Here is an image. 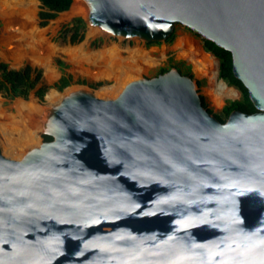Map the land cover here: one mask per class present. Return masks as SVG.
<instances>
[{"label": "water", "instance_id": "obj_1", "mask_svg": "<svg viewBox=\"0 0 264 264\" xmlns=\"http://www.w3.org/2000/svg\"><path fill=\"white\" fill-rule=\"evenodd\" d=\"M72 11L145 43L189 29L230 53L256 112L221 122L177 68L126 79L114 99L80 89L35 106L51 140L18 160L0 148V264H264V0H73Z\"/></svg>", "mask_w": 264, "mask_h": 264}, {"label": "rangeland", "instance_id": "obj_2", "mask_svg": "<svg viewBox=\"0 0 264 264\" xmlns=\"http://www.w3.org/2000/svg\"><path fill=\"white\" fill-rule=\"evenodd\" d=\"M39 5L37 0H0V59L14 69L25 64L40 69L47 85L62 75L71 76L73 82L65 90L49 89L47 94L55 93L61 100L66 94L83 89L98 98L110 100L118 96L126 79L153 78L160 69L176 65L182 72L190 71L193 80L200 82L197 90L213 115H219L228 101L241 99L240 92L234 87L224 85L220 88L216 76L217 61L202 51L204 39L181 25L175 27L170 41L161 43L122 39L86 26L83 41L70 45L56 41L57 32L72 18L81 16L72 11L71 5L67 12L39 28ZM210 57L215 61V75L211 76L207 73ZM56 60L63 62L65 67L59 68ZM77 80L101 85L90 88L76 84ZM47 94L43 101L33 94L27 100H6L0 96V148L5 157L21 159L43 141V134L31 117L35 106L50 107L59 103H50Z\"/></svg>", "mask_w": 264, "mask_h": 264}, {"label": "trees", "instance_id": "obj_3", "mask_svg": "<svg viewBox=\"0 0 264 264\" xmlns=\"http://www.w3.org/2000/svg\"><path fill=\"white\" fill-rule=\"evenodd\" d=\"M39 2V11L37 13L39 28L46 27L50 21L55 20L58 15L67 12L73 0H37ZM86 32V22L82 17H74L68 23L61 26L57 32L56 41L67 43L70 45H76L83 41ZM173 35L167 40L170 41ZM203 49L206 52L213 54L215 58L219 60L218 66V78L223 80L227 86L234 87L241 94V99L237 101H228L222 108L219 115L216 116L221 122H224L229 115L235 111H241L245 114H252L256 112L252 103L249 100L247 90L242 83L238 81L232 72V61L229 52L222 50L215 46L213 43L205 41L203 43ZM56 65L59 68L65 67L64 63L60 60H56ZM170 68H177L182 75L194 78L190 71L182 72L178 66ZM170 68H162L157 75L167 72ZM73 82L71 76L62 75L57 81L51 85H47L43 82L42 71L29 64H25L18 69L11 68L6 62L0 59V96L6 100H14L17 98L27 100L31 94L39 101H43L49 89H55L57 92H62L65 88L71 85ZM76 84L88 85L90 88H96L101 83L88 84L86 81L77 80ZM196 85L199 87L201 84L196 81ZM225 84L219 81L220 88H223ZM236 95V94H235ZM203 106L212 114V111L207 108L204 97L201 96ZM43 141H50L51 137L42 135Z\"/></svg>", "mask_w": 264, "mask_h": 264}, {"label": "bare ground", "instance_id": "obj_4", "mask_svg": "<svg viewBox=\"0 0 264 264\" xmlns=\"http://www.w3.org/2000/svg\"><path fill=\"white\" fill-rule=\"evenodd\" d=\"M211 56V55H210ZM212 57V56H211ZM208 58V75L209 76H211V75H215V72H214V67H215V61H214V59H212V58ZM210 72H211V74H210ZM208 76V77H209ZM210 78V77H209ZM211 78H213L211 81H214V77H211ZM46 99V98H45ZM47 99H48V101H50V103H54V102H60V99L58 98V96L57 95H55V93H52V92H50L49 94H47ZM58 99H59V101H58ZM62 99V98H61ZM25 112V111H24Z\"/></svg>", "mask_w": 264, "mask_h": 264}, {"label": "crops", "instance_id": "obj_5", "mask_svg": "<svg viewBox=\"0 0 264 264\" xmlns=\"http://www.w3.org/2000/svg\"><path fill=\"white\" fill-rule=\"evenodd\" d=\"M217 66H218V63H217ZM217 70H218V68H217ZM216 76H217V72H216ZM217 78V77H216Z\"/></svg>", "mask_w": 264, "mask_h": 264}]
</instances>
